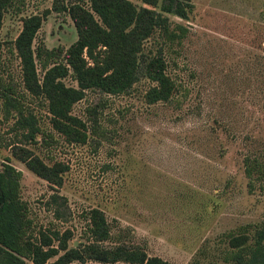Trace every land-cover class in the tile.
Wrapping results in <instances>:
<instances>
[{
    "label": "rangeland",
    "instance_id": "obj_1",
    "mask_svg": "<svg viewBox=\"0 0 264 264\" xmlns=\"http://www.w3.org/2000/svg\"><path fill=\"white\" fill-rule=\"evenodd\" d=\"M51 5L11 0L0 25V82L22 93L25 116L50 134L29 140L15 116L0 109V163L7 158L21 171L20 195L33 230L69 229L68 245L77 246L85 241L82 211L95 207L116 241L148 255L172 264H234L223 260L226 234L250 236L264 221V181L248 190L243 173L245 156L264 154V0H192L185 18L165 14L171 28L182 27L180 43L164 44L155 30L143 41L142 58L161 52L175 85L171 99L147 103L153 82L142 76L124 93L85 91L70 113L89 127L93 106L105 134L87 131L83 143L64 140L51 128L45 100L24 92L12 47L21 19L44 9L32 47L66 49L75 40L69 16ZM62 81L76 86L69 75ZM17 148L60 164L61 184L29 171L13 156Z\"/></svg>",
    "mask_w": 264,
    "mask_h": 264
},
{
    "label": "trees",
    "instance_id": "obj_2",
    "mask_svg": "<svg viewBox=\"0 0 264 264\" xmlns=\"http://www.w3.org/2000/svg\"><path fill=\"white\" fill-rule=\"evenodd\" d=\"M136 6L129 0H52L51 10L64 11L69 16L76 38L66 49L32 47L35 34L49 9L21 19V28L12 47L19 59L21 84L30 96L46 102L51 128L68 142L83 143L88 134L103 136L105 132L97 119L94 107L90 126L70 113L71 106L85 91L116 95L126 92L139 76L153 82L144 94L147 103L169 101L175 85L165 73L161 52L142 58L143 41L155 30L167 45L179 44L184 35L180 25L169 26L167 16L185 18L192 0H140ZM11 0H0V25ZM38 66V67H37ZM37 68L41 76L37 75ZM71 76L76 86H67L62 79ZM22 93L11 83L0 82V109L4 117L16 118L26 137L41 141L50 134L43 133L25 116L20 102ZM11 114V115H10ZM13 156L36 176L53 186L61 184L63 167L53 162L45 164L28 149L17 148ZM243 173L247 188L264 181V154L243 158ZM21 171L6 158L0 163V264H69L72 261L92 260L99 263L172 264L159 256L148 255L143 247L116 241L102 210L91 207L82 211L83 243L69 246V229L33 230L28 217L27 203L21 199ZM57 195L51 194L55 203ZM58 216L57 211H54ZM229 250L223 260L234 264H264V221L250 236L226 234ZM111 242V244H105ZM55 243V244H54Z\"/></svg>",
    "mask_w": 264,
    "mask_h": 264
},
{
    "label": "water",
    "instance_id": "obj_3",
    "mask_svg": "<svg viewBox=\"0 0 264 264\" xmlns=\"http://www.w3.org/2000/svg\"><path fill=\"white\" fill-rule=\"evenodd\" d=\"M73 245H75V244H73Z\"/></svg>",
    "mask_w": 264,
    "mask_h": 264
}]
</instances>
